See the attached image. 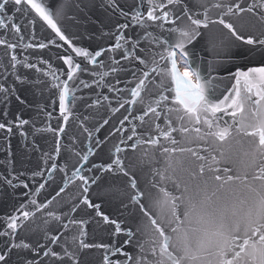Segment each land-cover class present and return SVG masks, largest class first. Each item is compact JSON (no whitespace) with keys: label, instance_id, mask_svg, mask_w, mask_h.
I'll return each mask as SVG.
<instances>
[{"label":"snow or ice","instance_id":"6c2138e0","mask_svg":"<svg viewBox=\"0 0 264 264\" xmlns=\"http://www.w3.org/2000/svg\"><path fill=\"white\" fill-rule=\"evenodd\" d=\"M3 200L0 264H264V0H0Z\"/></svg>","mask_w":264,"mask_h":264},{"label":"water","instance_id":"95a60500","mask_svg":"<svg viewBox=\"0 0 264 264\" xmlns=\"http://www.w3.org/2000/svg\"><path fill=\"white\" fill-rule=\"evenodd\" d=\"M96 16H99L102 19L103 18L102 10L97 9L96 10ZM96 16H94L93 18L95 19ZM92 31H95V29L93 28ZM111 42H114V41H106V40L100 39L99 38V34H97V38L96 39L86 40L84 42V46L85 47H89L90 50H94V49H96V47L98 45H104V44L111 43ZM173 87H174V85H173ZM23 95H28L29 99H31V94L30 93L26 92V93H23ZM105 131L106 130L102 131L99 134L101 138H103V136L105 135ZM114 143H115V141H112V144H114ZM112 144H110L109 147H111ZM13 145H14V147L17 146L18 145V140L14 139L13 140ZM103 159H105L103 153H101L99 156L96 157L97 162L102 161ZM163 163H164L163 158L160 157L159 155H157L155 166L159 167ZM11 211H12V208L10 207L9 201H7V200L0 201V219H2L5 215L10 214Z\"/></svg>","mask_w":264,"mask_h":264}]
</instances>
